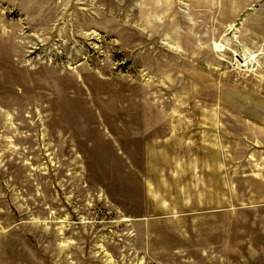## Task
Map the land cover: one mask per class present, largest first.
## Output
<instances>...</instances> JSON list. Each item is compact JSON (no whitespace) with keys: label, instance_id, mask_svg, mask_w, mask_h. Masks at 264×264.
<instances>
[{"label":"rangeland","instance_id":"obj_1","mask_svg":"<svg viewBox=\"0 0 264 264\" xmlns=\"http://www.w3.org/2000/svg\"><path fill=\"white\" fill-rule=\"evenodd\" d=\"M0 264H264V0H0Z\"/></svg>","mask_w":264,"mask_h":264}]
</instances>
